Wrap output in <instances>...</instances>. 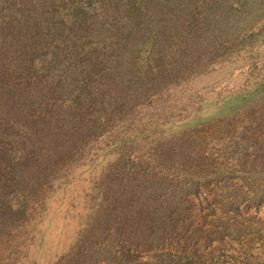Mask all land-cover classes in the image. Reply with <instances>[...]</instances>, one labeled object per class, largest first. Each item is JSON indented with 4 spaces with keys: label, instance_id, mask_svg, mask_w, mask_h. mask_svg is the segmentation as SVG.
Returning a JSON list of instances; mask_svg holds the SVG:
<instances>
[{
    "label": "rangeland",
    "instance_id": "rangeland-1",
    "mask_svg": "<svg viewBox=\"0 0 264 264\" xmlns=\"http://www.w3.org/2000/svg\"><path fill=\"white\" fill-rule=\"evenodd\" d=\"M145 1L0 0V264H264V0Z\"/></svg>",
    "mask_w": 264,
    "mask_h": 264
},
{
    "label": "trees",
    "instance_id": "trees-1",
    "mask_svg": "<svg viewBox=\"0 0 264 264\" xmlns=\"http://www.w3.org/2000/svg\"><path fill=\"white\" fill-rule=\"evenodd\" d=\"M176 4H177V7L179 9V12H181V16H183V0H176ZM171 0H161V3H162V6H164V9H165V12L166 14H170V11L168 10V4H170ZM162 6H158L157 3L153 2V1H145L140 7H136L134 10H133V13H132V18L133 19H139L144 11H145V8H146V15L147 16H150L148 18V20L152 17V10H154V14L157 13V11L162 7ZM153 14V15H154ZM180 16V17H181ZM193 30V29H192ZM127 34H126V37H128V30H126ZM181 32L183 33V31L181 30ZM190 33V32H189ZM192 33V32H191ZM181 33H179L176 37H178ZM193 34V33H192ZM175 36V35H173ZM174 37V38H176ZM183 43V41H182ZM180 54L182 55L183 57V44H182V47L180 49ZM196 52V51H195ZM21 75V74H20ZM26 74L24 73V76ZM19 83V82H18ZM5 105H7L8 103L7 102H4Z\"/></svg>",
    "mask_w": 264,
    "mask_h": 264
}]
</instances>
